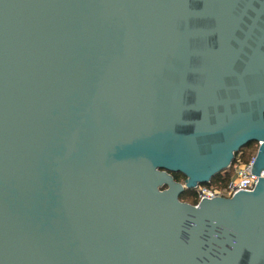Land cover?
Instances as JSON below:
<instances>
[{"label": "water", "instance_id": "1", "mask_svg": "<svg viewBox=\"0 0 264 264\" xmlns=\"http://www.w3.org/2000/svg\"><path fill=\"white\" fill-rule=\"evenodd\" d=\"M249 142L264 0H0V264H264V177L179 198Z\"/></svg>", "mask_w": 264, "mask_h": 264}, {"label": "built area", "instance_id": "2", "mask_svg": "<svg viewBox=\"0 0 264 264\" xmlns=\"http://www.w3.org/2000/svg\"><path fill=\"white\" fill-rule=\"evenodd\" d=\"M253 165V157L247 162L237 160L234 164L231 179L228 181L224 188L211 187L205 184H197L191 188L196 192L197 199L203 197L212 198L214 196L230 197L239 189L245 191L252 190L257 184L258 177H264V168L260 170V174L255 175L251 172Z\"/></svg>", "mask_w": 264, "mask_h": 264}, {"label": "trees", "instance_id": "3", "mask_svg": "<svg viewBox=\"0 0 264 264\" xmlns=\"http://www.w3.org/2000/svg\"><path fill=\"white\" fill-rule=\"evenodd\" d=\"M257 144L256 142H249L246 145L239 148L237 152L234 153V158L230 164L229 167L226 169L216 173L212 176L210 181L208 183H204L205 185L211 186V187H217V188H224L228 181L231 179V175L233 173L234 164L237 162V160H240L241 162H247L251 157L254 156L256 152ZM175 180L184 182V175L181 173H172ZM179 198L183 201L189 202L191 204H196L198 202L196 192L193 189H186L184 190Z\"/></svg>", "mask_w": 264, "mask_h": 264}, {"label": "rangeland", "instance_id": "4", "mask_svg": "<svg viewBox=\"0 0 264 264\" xmlns=\"http://www.w3.org/2000/svg\"><path fill=\"white\" fill-rule=\"evenodd\" d=\"M228 168H226V171H227Z\"/></svg>", "mask_w": 264, "mask_h": 264}]
</instances>
